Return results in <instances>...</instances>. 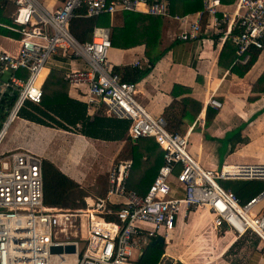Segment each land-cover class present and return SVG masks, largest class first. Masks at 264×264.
<instances>
[{"label":"built area","instance_id":"obj_1","mask_svg":"<svg viewBox=\"0 0 264 264\" xmlns=\"http://www.w3.org/2000/svg\"><path fill=\"white\" fill-rule=\"evenodd\" d=\"M14 10L10 23L0 26L16 33L8 38L13 50L0 48V103L10 101L0 122V147L7 129L26 102L40 104L41 70L59 50L70 62L62 78L70 86L85 89L87 114H104L130 121L132 139L151 137L162 149V163L144 193L128 187L133 168L129 159L112 163L106 189L93 204L82 207L43 203L42 158L28 149L0 152V264H138L145 247L157 236L167 240L181 208L202 207L215 228L236 237L255 236L264 245V189L241 203L222 187L224 180L264 181V162L202 168L188 152L189 129L170 133L162 115H151L137 101L136 83L126 82L108 60L110 30L95 25L90 39L78 40L70 31L74 17L92 18L126 11L171 18L181 25L176 38L195 40L221 35L236 47L246 62L251 48L264 51V0H202V9L189 14L169 12L168 0H62L53 10L38 0H8ZM206 20L203 23V17ZM208 103H221L210 96ZM3 161L7 163L3 164ZM121 205L112 210L110 205ZM93 215L100 220H94ZM114 215V220L106 218ZM74 246L73 252L65 247ZM61 247V252H52Z\"/></svg>","mask_w":264,"mask_h":264},{"label":"crops","instance_id":"obj_2","mask_svg":"<svg viewBox=\"0 0 264 264\" xmlns=\"http://www.w3.org/2000/svg\"><path fill=\"white\" fill-rule=\"evenodd\" d=\"M61 1L40 0L39 2L53 10L60 5ZM187 14L190 20L194 19V13ZM98 25L107 27L110 31L113 28L123 27L124 15L123 13L109 15V20L104 19ZM184 27L187 26L171 18H161L159 41L155 46L160 57L148 74L136 82L137 100L149 114L154 115H162L164 108L174 99L189 96L199 101L202 104L199 114L194 120L188 117L184 119L181 134L189 129L188 144L193 137L190 144L191 153L207 169L217 170L227 164L264 162V80H260L264 73V51H260L251 66L244 70L245 62L242 61L241 56L237 55L231 42L226 43L219 34L210 37L202 36L195 40L176 38L177 33ZM121 30L116 31V35L120 36L117 39L118 42L123 41ZM0 37L1 45L4 40L10 41L5 36ZM14 44L16 48L17 44L15 42ZM2 49L9 51V48ZM108 60L113 68L126 65L148 66L144 43L124 48L111 44ZM69 62L68 51L59 50L48 60L42 79L47 72L50 76L52 70L56 69L61 74L55 76L63 80L62 73ZM64 83L60 90V98L66 94L70 98L85 103L83 87ZM174 86L178 87L174 88ZM52 88L56 89L55 86ZM210 96L221 103L219 108L208 103ZM207 107L215 109L216 113L211 121L205 124ZM95 114L106 115L102 109L91 113L90 116ZM20 118L24 123H34ZM56 128V130L60 129ZM60 130L65 134H58L59 138L64 137L63 141L69 140L70 143L69 149L66 148L64 156L60 158L59 164L54 157L43 154V149L40 147L35 146L31 150L29 147H32V144L26 143L25 140L21 141L18 148L34 150L33 152L55 163L63 173L78 183L86 178L88 171H98V167L101 166L100 162H89L86 166L88 170L81 168L84 165L85 153L92 151V141L111 143L126 141L125 139L105 141L70 129ZM38 133L47 136L51 131L39 130ZM45 136L39 138L43 140ZM76 146L79 149H75ZM105 151L101 148L98 153V156L101 155L102 164L109 163L108 158H114L118 153L117 148L115 152ZM107 152L110 154L108 155ZM136 169H138L135 170L138 175H141L138 181H141L140 179L146 173L141 167ZM128 181L131 184L135 182L131 179V173ZM87 202L93 204L90 198H87ZM175 228L178 230L176 234L173 233ZM173 231V234H169L167 238L170 243H165L162 259L166 254L175 260V264L177 261L180 264H264V252L261 250L264 245L258 238L252 235L238 238L232 232L224 231V228H215L211 215L202 207L187 212L182 207L177 215ZM171 235L173 239H170Z\"/></svg>","mask_w":264,"mask_h":264},{"label":"trees","instance_id":"obj_3","mask_svg":"<svg viewBox=\"0 0 264 264\" xmlns=\"http://www.w3.org/2000/svg\"><path fill=\"white\" fill-rule=\"evenodd\" d=\"M169 12L175 14L194 13L202 9V0H168ZM222 3H230L233 0H221ZM13 6L10 1L0 0V23L9 24L10 20L6 16L10 7ZM124 25L120 28H113L110 31V41L113 46L130 47L136 44H145V55L148 58V66L137 67L132 65L120 66L113 68L123 81L136 83L142 77L148 74L155 61L160 57V54L155 50V46L159 41V27L161 24V16L149 15L140 12L126 11L123 12ZM109 20L108 14H103L98 17L84 18L74 17L69 23L71 33L80 41L90 39L92 29L95 25L101 23L102 20ZM206 20V15L203 17V23ZM122 29V42H118L120 37L116 35V31ZM0 34L5 36L18 37L5 28L0 27ZM226 43L231 41L227 39ZM232 43V42H231ZM233 44V43H232ZM234 50H236L235 45ZM233 50V51H234ZM259 50L250 49L249 59L245 62L244 70H247L254 62ZM46 71L43 69L38 76V82H42V74ZM261 81L264 80V73ZM63 80L56 77L54 74L48 75L43 85V97L40 104L35 105L26 102L21 108L19 115L31 122L52 126L64 130H71L76 133L105 141H118L125 139L129 142L128 153L125 159H130L135 167L144 169L146 175L142 176L141 181L134 185L128 183V187L144 193L148 184L152 181L158 167L162 163V149L151 137L137 138L135 141L130 136H127L130 121L128 119H119L106 116L103 114H95L90 116L86 112V104L66 94L62 98L59 97L60 90L63 88ZM58 83V84H57ZM53 86H58L56 89ZM178 87V86H174ZM173 88V89H174ZM174 92V91H173ZM3 99L0 103V122L5 116V107L10 105V101ZM202 104L187 96L179 99H174L171 104L163 110L162 116L166 121V128L170 133H182L184 128V119L188 117L194 120L200 112ZM215 109L206 108L205 124H208L215 115ZM58 117V119H57ZM42 176H43V203L49 206H67L72 200L73 205H86L85 199L81 198L80 202L75 203L73 194L75 190L80 189L78 182L63 173L55 163L42 158ZM132 176V175H131ZM232 181V180H224ZM129 182V181H128ZM232 190L239 198L241 203L246 202L259 191L264 189V181L259 180H237L233 187H225ZM81 190V189H80ZM82 191V190H81ZM87 200V198H86ZM112 210H118L121 205H110ZM107 219L114 220V215H107ZM102 221V220H101ZM165 242L162 244H152L151 242L145 247L142 255L139 256L138 264H159L164 253ZM264 252V246L261 249ZM180 263V262H178Z\"/></svg>","mask_w":264,"mask_h":264},{"label":"rangeland","instance_id":"obj_4","mask_svg":"<svg viewBox=\"0 0 264 264\" xmlns=\"http://www.w3.org/2000/svg\"><path fill=\"white\" fill-rule=\"evenodd\" d=\"M40 1V0H38ZM178 1V0H175ZM182 1V0H179ZM14 10V5L10 7L9 12H6V16L8 17V19H10V15ZM4 24V23H3ZM6 24V23H5ZM2 27V26H0ZM4 28V27H2ZM0 36H4L2 34H0ZM1 38V37H0ZM2 40V39H0ZM9 48V50H12L15 47L14 42L12 41H7L4 40V43L1 45V41H0V48ZM52 74L54 75H60V71L53 69L52 70ZM63 84L65 85V83L63 82ZM56 88L58 86H55ZM136 97V95H135ZM137 99V97H136ZM138 101V100H137ZM139 102V101H138ZM140 103V102H139ZM149 113V112H148ZM154 115V114H151ZM21 116L19 115L15 121L13 122L12 126L9 128L8 133L5 136V139L0 147V152H4L5 154H8L12 151H16V150H20L18 148V146L20 145L22 140H25L26 143H31L32 147H29L31 150L34 149L35 146L40 147L41 149H43V154H48L51 157L55 158V161H57L56 163H60L61 159L64 154H65V149H69V143L70 141L68 140H64L63 138H59L58 134H65L62 133V131L60 129L56 130V126H45V125H40V124H35V123H24V121L20 118ZM39 130H45V131H51V133H49L47 136H45L44 134L38 133ZM40 136H45V138L43 140H41L39 137ZM193 138V137H192ZM192 138L190 139V143L188 144V152L195 158V156L191 153V149L192 146L190 145L192 143ZM49 140V141H48ZM62 141V142H61ZM67 143V144H65ZM92 151L91 152H87L85 153L84 156V165L81 167L82 169H89L87 168V164L93 163V162H97V163H101L100 167H98V171H88L86 178L82 179V181H80L79 184V188L78 190L74 191L73 194V200L75 203L80 202L82 196L85 199L86 204H90L89 202H87L86 198H90L92 200L101 197L106 189V183H107V171L108 168L110 167V165L112 163H115L119 160L125 159L127 157V153H128V146H129V142L123 143V142H119V143H111V142H98V141H92ZM77 148L75 149H79L78 146H76ZM101 148L105 150H109L111 151H116V148L118 150L117 155L114 158H108V162L107 164H102V162L100 161V156H98L99 151H101ZM34 151V150H33ZM106 152V151H105ZM110 152H107V154L109 155ZM47 155V156H48ZM40 156V155H39ZM98 156V157H97ZM42 158V155L40 156ZM96 157V159H95ZM57 159V160H56ZM202 168H205L202 163H200L199 161H197ZM7 163V161H3V164ZM89 165V164H88ZM91 167V165H90ZM137 167L133 166L132 171H131V175L133 174V176H131V179L135 182H137L140 178L141 175H138V172H136L138 169H136ZM136 170V171H135ZM132 181V182H133ZM133 182V183H135ZM237 182V180H232V181H219L220 185L222 187H233V185ZM132 183V184H133ZM70 204L65 206V207H82L81 205H73L72 200L69 202ZM195 211V210H194ZM197 215V213H196ZM92 218L96 221L99 220V218H97L94 215H91ZM208 219V218H207ZM211 220V219H209ZM177 228H175V230L173 231L174 234L177 233ZM172 233V234H173ZM173 239L172 235L171 238ZM165 243L169 244L170 240H165ZM165 253V250H164ZM179 261H177V264ZM159 264H175V260L172 257H169L168 255H164L162 261Z\"/></svg>","mask_w":264,"mask_h":264},{"label":"water","instance_id":"obj_5","mask_svg":"<svg viewBox=\"0 0 264 264\" xmlns=\"http://www.w3.org/2000/svg\"><path fill=\"white\" fill-rule=\"evenodd\" d=\"M135 140V139H133ZM152 244H162L164 243V238L162 236H157L155 239H153L151 241ZM65 251L66 252H73L74 251V246L72 245H69V246H66L65 248ZM51 251L52 252H61L62 251V248L61 247H52L51 248ZM143 252H141V255H142Z\"/></svg>","mask_w":264,"mask_h":264},{"label":"clouds","instance_id":"obj_6","mask_svg":"<svg viewBox=\"0 0 264 264\" xmlns=\"http://www.w3.org/2000/svg\"><path fill=\"white\" fill-rule=\"evenodd\" d=\"M8 1V0H7ZM10 3H12V2H10ZM13 4V3H12ZM42 4V3H41ZM43 5V4H42ZM47 8V7H46ZM48 9V8H47ZM51 10V9H50ZM5 24V23H4ZM6 29V28H5ZM5 36V35H4ZM6 38L8 37V38H13V39H16L17 37H12V36H5ZM7 38V39H8ZM9 40V39H8ZM49 75V74H48ZM48 75H47V77H48ZM47 77H46V79H47ZM45 79V80H46ZM165 241V240H164Z\"/></svg>","mask_w":264,"mask_h":264},{"label":"bare ground","instance_id":"obj_7","mask_svg":"<svg viewBox=\"0 0 264 264\" xmlns=\"http://www.w3.org/2000/svg\"><path fill=\"white\" fill-rule=\"evenodd\" d=\"M41 71H42V70H41ZM40 73H41V72H40ZM39 75H40V74H39ZM89 212H91V213H92L93 211H92V210H90ZM92 215H93V213H92ZM99 220H100V219H99ZM68 264H72V263H70V262H69Z\"/></svg>","mask_w":264,"mask_h":264}]
</instances>
